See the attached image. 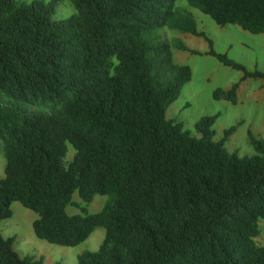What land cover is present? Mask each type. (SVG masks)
<instances>
[{"label":"trees","instance_id":"1","mask_svg":"<svg viewBox=\"0 0 264 264\" xmlns=\"http://www.w3.org/2000/svg\"><path fill=\"white\" fill-rule=\"evenodd\" d=\"M71 1L76 12L53 20L57 0H0V224L19 202L51 244L77 246L103 227L78 264H264V139L249 129L254 154L241 156L225 145L240 123L217 141L219 114L201 117L198 135L168 117L193 75L172 45L202 53L163 29L203 37L204 54L242 73L216 100L237 104L241 83L264 72L218 52L179 0ZM186 1L222 28L264 35V0ZM75 192L109 200L69 215ZM15 243L0 233V264H42Z\"/></svg>","mask_w":264,"mask_h":264},{"label":"rangeland","instance_id":"2","mask_svg":"<svg viewBox=\"0 0 264 264\" xmlns=\"http://www.w3.org/2000/svg\"><path fill=\"white\" fill-rule=\"evenodd\" d=\"M50 1V0H45ZM176 6L181 10L192 12L198 23L199 31L206 33L215 41V48L220 53H228L229 57L244 64L250 71L255 69L264 72V35H253L235 26L220 27L209 16L192 8L186 0H179ZM71 0H57L53 20L65 19L75 13ZM165 37L172 43L180 39L192 50L202 54H192L181 51L172 45L174 61L180 65H189L192 69V80L183 88L181 97L168 109V117L183 123L184 128L192 134L196 122L203 116L216 115L219 117L214 125L215 140L223 137L224 130L239 124L237 131L226 141L230 152L237 151L241 156L254 154L247 138L248 130L264 139V80L241 83L238 90L237 104L219 101L213 97L218 88L229 89L237 83L242 73L233 70L219 62L215 57L204 54L207 43L201 36L183 34L167 27L163 29ZM75 150L68 144L65 165L72 160ZM5 158L0 142V178L4 175ZM107 195H96L91 203L84 202L78 192L73 195L72 203L67 206L69 215L79 214L82 207L89 213L100 212L108 202ZM13 216L0 224V233L4 238L15 237V250L21 255H31L42 264H78V257L87 251H96L105 237V229L99 227L83 243L73 247H63L51 244L37 238L33 230V221L37 214L21 205L13 204ZM260 235L255 238L258 245L264 246V219L259 221Z\"/></svg>","mask_w":264,"mask_h":264}]
</instances>
